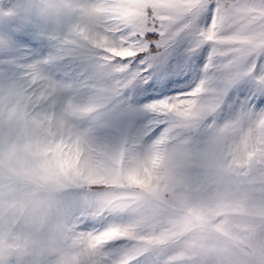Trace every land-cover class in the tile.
Here are the masks:
<instances>
[{
    "label": "clouds",
    "instance_id": "clouds-1",
    "mask_svg": "<svg viewBox=\"0 0 264 264\" xmlns=\"http://www.w3.org/2000/svg\"><path fill=\"white\" fill-rule=\"evenodd\" d=\"M24 13L52 51L0 81V264H264V109L221 120L218 100L245 78L264 91V0H27ZM149 32L209 51L191 90L144 104L131 135L125 61ZM62 59L82 62L75 77L46 74ZM85 218L110 219L84 232Z\"/></svg>",
    "mask_w": 264,
    "mask_h": 264
},
{
    "label": "rangeland",
    "instance_id": "rangeland-1",
    "mask_svg": "<svg viewBox=\"0 0 264 264\" xmlns=\"http://www.w3.org/2000/svg\"><path fill=\"white\" fill-rule=\"evenodd\" d=\"M26 3L27 0H0V5L6 10L13 9L12 15H0L1 37H6L10 44L7 54L0 52V81L20 74L17 65L8 61L30 63L45 59L52 51L51 42L46 36L47 30L35 27L26 18L24 13ZM211 16L210 8L201 15L198 23L206 27L211 22ZM145 39L148 42L147 50L130 58V61H125L131 64L133 70L146 68L143 77L147 80L146 83L142 81L134 83L124 92L130 110L125 116L124 126L131 135L141 133L151 119L150 115L139 111L144 104L191 90L203 74V66L207 62L209 51L206 45L190 51V37L187 34H182L168 45L158 46L160 37L155 32L147 33ZM81 63L62 59L52 61L44 68L46 74L54 79H67L77 75ZM261 70H264V56L257 60V73ZM243 107L254 111L264 109V91H259L256 83L249 78L238 81L227 91L223 98L220 119L232 118ZM159 130V126H154L146 139H151ZM109 219H82L79 230L84 232L98 230L108 223ZM125 243L117 241L110 245L108 250L114 251ZM137 264H153V258L146 255L141 257Z\"/></svg>",
    "mask_w": 264,
    "mask_h": 264
},
{
    "label": "snow or ice",
    "instance_id": "snow-or-ice-1",
    "mask_svg": "<svg viewBox=\"0 0 264 264\" xmlns=\"http://www.w3.org/2000/svg\"><path fill=\"white\" fill-rule=\"evenodd\" d=\"M157 43H158V46L162 45V44L164 45V43L162 41H159ZM147 48H148V45H145V50H147ZM43 60L47 61L48 58L46 57ZM39 61L40 60L30 62V63H20L16 60H13V61H8V62L9 63H15L20 70L28 71V70H31L32 68H35ZM144 71H146V68H138L136 70H133L131 67V64L129 63V68L127 69L126 75L129 77L130 83L132 85L138 81H142V82L146 83L147 80L143 77ZM218 100H220L222 102L223 96L218 94ZM97 264H102V261H98Z\"/></svg>",
    "mask_w": 264,
    "mask_h": 264
},
{
    "label": "crops",
    "instance_id": "crops-1",
    "mask_svg": "<svg viewBox=\"0 0 264 264\" xmlns=\"http://www.w3.org/2000/svg\"><path fill=\"white\" fill-rule=\"evenodd\" d=\"M0 37H1V33H0ZM0 78H1V73H0Z\"/></svg>",
    "mask_w": 264,
    "mask_h": 264
}]
</instances>
